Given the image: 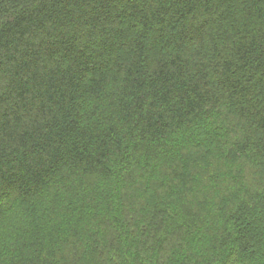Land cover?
<instances>
[{"label": "trees", "instance_id": "1", "mask_svg": "<svg viewBox=\"0 0 264 264\" xmlns=\"http://www.w3.org/2000/svg\"><path fill=\"white\" fill-rule=\"evenodd\" d=\"M0 264H264V0H0Z\"/></svg>", "mask_w": 264, "mask_h": 264}]
</instances>
